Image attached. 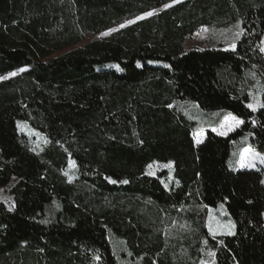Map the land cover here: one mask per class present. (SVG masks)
<instances>
[{
  "label": "trees",
  "instance_id": "16d2710c",
  "mask_svg": "<svg viewBox=\"0 0 264 264\" xmlns=\"http://www.w3.org/2000/svg\"><path fill=\"white\" fill-rule=\"evenodd\" d=\"M238 22L235 50H184L202 26ZM263 37L264 0H0V77L25 69L0 80V125L23 120L51 140L41 152L23 134L0 144L14 197L46 193L29 216L0 204V264H121L110 231L143 264H264V171L231 165L247 135L264 154V107H248L255 80L264 85ZM179 102L244 122L197 144ZM153 162L174 164V186L147 173ZM53 198L60 209L47 221ZM219 205L232 233L208 229Z\"/></svg>",
  "mask_w": 264,
  "mask_h": 264
},
{
  "label": "rangeland",
  "instance_id": "374dc122",
  "mask_svg": "<svg viewBox=\"0 0 264 264\" xmlns=\"http://www.w3.org/2000/svg\"><path fill=\"white\" fill-rule=\"evenodd\" d=\"M161 8H157L156 12L160 11ZM144 16V15H141ZM139 16V17H141ZM136 18L127 20L115 27L109 28L100 33L88 35L83 41L72 45L66 49L55 52L53 55L45 58L44 60H49L50 58L59 56L66 51L85 45L88 42H91L96 39H105L111 36L113 32L122 28L121 25H128V21H135ZM243 33L242 24L238 22L228 28H214L208 26H202L198 31H196L192 36H188L184 41V50L188 51L191 49H206L209 47L214 48H223V49H233L232 43L235 40V45L239 40L236 38V33ZM103 33H108L107 35H102ZM236 47V46H235ZM262 48H264V37L262 40ZM104 68H116L119 67L116 64H107ZM25 70V69H24ZM20 70L11 72L19 73ZM11 73L3 76V79L9 78L13 75ZM2 80V79H0ZM264 94V85L263 83L256 79L254 85L250 90V102L249 104L254 105V110H257L260 107V104H263ZM178 108L192 121L195 122V128L193 130V137L195 142L200 143L207 134L209 129H212L216 133L220 134L225 132L228 135L229 133L235 131L243 124V119L237 117L236 115L224 111L217 110L211 112H205L200 109V107L194 102H179ZM229 114L239 118L242 123L236 125L234 121L229 118ZM231 129V130H229ZM23 134L26 135L31 148L36 152H41L46 146L51 142L50 138L43 132L39 131L33 127L30 123L19 120L15 123L14 127L8 128L3 125H0V144L5 143L13 139L16 135ZM250 136L247 135L242 138L239 143H235L234 154L231 159V165H235L236 158L242 155V150L245 145L249 144ZM243 167L247 169H262L264 171V163H261L260 158L264 157V154L254 151L253 149L243 150ZM74 162V164H73ZM249 163L253 164L254 167L248 166ZM148 166L147 173L149 175L158 176L159 173L164 172V177L162 180L166 187L171 188L176 184V179L174 177V164L172 162L161 163L153 162ZM167 165H170L167 166ZM67 179L71 182L75 181L79 177V168L76 161L72 158L68 161V166L64 171ZM7 173H0V204H4L8 209L20 212L24 215H31L36 210L39 209V206L42 204L46 197L44 190L40 189L37 194H25L20 200H17L14 195L11 193L12 187L16 184L17 179L15 177L9 176L8 183H4V177L7 176ZM60 209V203L57 199H52L46 206V220L52 221L56 218V214ZM207 226L209 231L212 234H225L232 233L234 231V222L228 215L226 209L223 205H219L217 208H208V220ZM109 239L113 245L114 251L121 264H143L142 259L132 257L129 252L127 245L124 240L120 239L111 231L109 232Z\"/></svg>",
  "mask_w": 264,
  "mask_h": 264
},
{
  "label": "snow or ice",
  "instance_id": "6c2138e0",
  "mask_svg": "<svg viewBox=\"0 0 264 264\" xmlns=\"http://www.w3.org/2000/svg\"><path fill=\"white\" fill-rule=\"evenodd\" d=\"M173 2L176 3V2H179V0H173ZM170 6H171L170 4H166V5H164L165 8L170 7ZM156 11H157V10L154 9V10H152V11H150V12H146V13H144V16L137 17V19H143L145 16H151V15H154V14L156 13ZM128 23H134V21H128ZM124 26H125V25H121V27H124ZM107 34H108V33H103L102 35H107ZM241 35H242V31L236 33V38L238 39ZM235 46H236V45H235V40H234L233 43H232V48H233V50H235ZM261 50L264 51V48H262ZM20 71H24V69H20ZM11 75L14 76V75H16V73H11ZM0 79H3V77H0ZM248 107H249V108H254V105H253V104H249ZM260 107H264V104H260ZM229 118H230L232 121H234L236 125H238V124H240V123L243 122V121H241L239 118H237V117H235V116H232L231 114H229ZM229 130H231V129H229ZM220 134H221V135H224V134H226V133H225V132H221ZM260 160H261V163H264V157H261ZM73 164H74V162H73ZM167 166L170 167V165H167ZM242 166H243V165H242ZM248 166L254 167V165L251 164V163H249ZM149 167H151V165H149ZM124 182L127 183V181H124Z\"/></svg>",
  "mask_w": 264,
  "mask_h": 264
},
{
  "label": "crops",
  "instance_id": "0c3cea01",
  "mask_svg": "<svg viewBox=\"0 0 264 264\" xmlns=\"http://www.w3.org/2000/svg\"><path fill=\"white\" fill-rule=\"evenodd\" d=\"M204 139H205V138H204ZM204 139H203V140H204ZM203 140H202V141H203ZM245 149H246V150H247V149H252V147H251L249 144H247V145H245V147H244L243 150H245ZM243 150L241 151V152H242V155L236 158L235 165L232 166L233 168H236V169H239V168H245V167L242 166V165H243L242 156H243V153H244ZM209 209H212V208H209Z\"/></svg>",
  "mask_w": 264,
  "mask_h": 264
}]
</instances>
